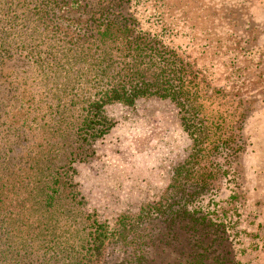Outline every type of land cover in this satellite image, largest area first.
Instances as JSON below:
<instances>
[{
  "label": "rangeland",
  "instance_id": "1",
  "mask_svg": "<svg viewBox=\"0 0 264 264\" xmlns=\"http://www.w3.org/2000/svg\"><path fill=\"white\" fill-rule=\"evenodd\" d=\"M157 3L224 119L196 177L175 173L195 140L170 99L109 103L111 128L86 139L93 59L67 61L78 35L40 21L43 0H0V264H264V0ZM98 225L111 231L99 257Z\"/></svg>",
  "mask_w": 264,
  "mask_h": 264
},
{
  "label": "trees",
  "instance_id": "2",
  "mask_svg": "<svg viewBox=\"0 0 264 264\" xmlns=\"http://www.w3.org/2000/svg\"><path fill=\"white\" fill-rule=\"evenodd\" d=\"M43 1L47 9L37 12L40 21L45 19V14L53 26L63 29L64 33L73 32L78 35L75 40L67 41L76 46V50H69L75 51L77 58L74 53L67 61L93 59L87 65V69L93 72L92 79L87 76V66L82 65L80 68L81 78L92 80V87L95 88V92L90 94L82 107L80 129L83 136L94 140L108 132L112 125L105 114V106L109 103L116 101L133 105L137 99L150 96L170 99L183 113V125L195 140L194 152L190 154L193 161L190 163L188 159L176 168L175 173L177 177L182 174L191 176L192 173L196 177L198 172L195 165L210 156V147L215 142L209 134L215 128L211 136L222 135L217 133L221 129V123L217 121L224 119L223 116L218 117V110L209 111L206 106L203 93L206 70L193 57L194 51L189 49L191 45L183 47L169 40L173 36L177 37L181 29L169 26L173 23L167 21L166 12L162 9H165V5H157L156 0V12L146 15L140 7L148 0ZM145 17L157 29H146L143 26ZM91 50L92 55L88 52ZM95 51L97 54H94ZM193 112H197L200 117ZM200 130L202 134L209 135L206 137L208 140L212 139L206 146H203L204 137L200 138ZM220 146L223 147L219 143L214 148L218 150ZM110 234L107 226H97L92 233V254L99 257L103 253L102 248ZM18 255L15 256L18 258ZM57 264L63 263L57 261Z\"/></svg>",
  "mask_w": 264,
  "mask_h": 264
}]
</instances>
